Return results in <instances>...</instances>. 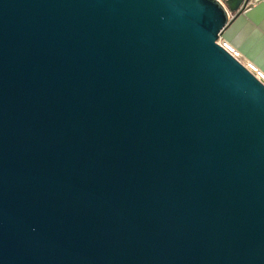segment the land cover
Segmentation results:
<instances>
[{
	"label": "water",
	"instance_id": "1",
	"mask_svg": "<svg viewBox=\"0 0 264 264\" xmlns=\"http://www.w3.org/2000/svg\"><path fill=\"white\" fill-rule=\"evenodd\" d=\"M249 5L0 0V264H264Z\"/></svg>",
	"mask_w": 264,
	"mask_h": 264
},
{
	"label": "bare ground",
	"instance_id": "2",
	"mask_svg": "<svg viewBox=\"0 0 264 264\" xmlns=\"http://www.w3.org/2000/svg\"><path fill=\"white\" fill-rule=\"evenodd\" d=\"M255 1V4H253L254 6L256 5V1L257 0H254ZM252 5V6H253ZM250 7V6H249ZM253 20L255 21V22H257V24L258 25H256V27L261 31L262 29H264V16H262V17H260V18H257V16L255 15L254 17H253ZM260 27L262 28V29H260ZM218 42L220 43V42H222V43H220L222 46H224V48H227V49H230L232 52H234V53H239L237 50H239L238 48H236L235 47V45H233L234 47L233 48H231L230 47V45H229V41H222L221 39H219L218 40ZM231 43V42H230ZM232 44V43H231ZM240 54V53H239ZM237 56V55H236ZM235 56V57H236ZM240 57V56H239ZM241 59H243L245 62H246V64H247V69L252 73V74H254V76L258 79V80H260L263 84H264V74L262 73V71L260 70V69H257V67L252 63V62H250L247 58H245V56H242V58ZM244 63V62H243Z\"/></svg>",
	"mask_w": 264,
	"mask_h": 264
},
{
	"label": "rangeland",
	"instance_id": "3",
	"mask_svg": "<svg viewBox=\"0 0 264 264\" xmlns=\"http://www.w3.org/2000/svg\"><path fill=\"white\" fill-rule=\"evenodd\" d=\"M253 4H255V1L254 0H250V7H252V5ZM254 6V5H253ZM260 29H262L261 27H260ZM251 33H252V30L250 31ZM254 35V37H256V36H258L257 34H253ZM253 35H251L252 37H253ZM256 39H257V37H256ZM226 41H228V40H226ZM257 40H255V42H256ZM220 43H222V42H220ZM229 45H230V47L231 48H233L234 46H233V44H231L230 42H229ZM227 49V48H226ZM258 52H257V54L255 55L254 54V56H253V58H247L250 62H252L256 67H257V69H260L261 71H262V73L264 74V70H262V67L260 68L257 64H255L254 62H253V60H255L258 56H259V54L260 53H262L263 52V50H264V45H262V44H259L258 45ZM234 57L236 56V58L240 61V63L241 64H243L245 67L247 66V64H246V62L243 60V59H241L242 58V56L243 55H245V54H242V52L239 54V53H234V52H232L230 49H227ZM237 51H240V50H237ZM263 54H264V52H263ZM240 56V57H239ZM244 62V63H243ZM247 68V67H246Z\"/></svg>",
	"mask_w": 264,
	"mask_h": 264
},
{
	"label": "built area",
	"instance_id": "4",
	"mask_svg": "<svg viewBox=\"0 0 264 264\" xmlns=\"http://www.w3.org/2000/svg\"><path fill=\"white\" fill-rule=\"evenodd\" d=\"M229 52V51H228ZM236 58V57H235ZM237 59V58H236ZM238 60V59H237ZM239 61V60H238ZM240 62V61H239ZM243 65V64H242Z\"/></svg>",
	"mask_w": 264,
	"mask_h": 264
}]
</instances>
